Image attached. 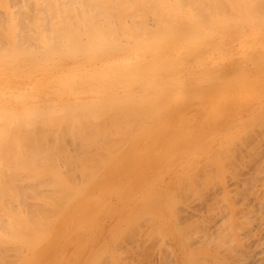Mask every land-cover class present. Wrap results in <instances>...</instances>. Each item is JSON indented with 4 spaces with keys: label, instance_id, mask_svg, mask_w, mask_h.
Masks as SVG:
<instances>
[{
    "label": "bare ground",
    "instance_id": "bare-ground-1",
    "mask_svg": "<svg viewBox=\"0 0 264 264\" xmlns=\"http://www.w3.org/2000/svg\"><path fill=\"white\" fill-rule=\"evenodd\" d=\"M203 22H206L207 24L209 23L208 25L217 29L216 31H219L220 34L221 31L227 33L228 31L226 30L232 29L234 24H235L234 27L238 26L237 29L239 28L242 29L243 25H249L252 27L251 29L254 30V33H256V31L260 29V28L258 29L256 28L264 24V0H0V264H4V262H6V260L4 259L5 256H3L4 254H6V252L10 253V255H16V254L20 255L25 250L28 251L32 244V240H31L32 236L36 235L34 233H37L42 228L41 226L43 223H44L43 225H45L51 222L50 218L56 214H58V216L56 217L57 219L55 218L56 220L53 223H51L53 225L47 228L48 231L46 232V234L44 236L42 234L38 235L39 237H37V243H34V246L37 247V249H44L45 247L47 248L49 240L59 230V228L62 227V225L71 222L75 216L78 217L84 216L83 213L90 210V213L86 215V217L84 218L85 220L83 221H90L91 219H93L96 216V214L93 212L91 208L87 209V207L89 206V199H92L95 196V194L92 193L89 195V193L92 192L93 190L98 191L99 197L109 193L114 195H117L119 193L118 195L120 194L123 195V193H121L120 191H118L117 194H115V180H116L115 159H118L115 158V156L117 157L119 150V149L117 150L116 147H119L121 150V146H123V144H125V142L128 141V139L125 138L127 136H124L125 140H122V142L124 141L123 144L120 143L121 140L119 141V139L120 138L122 139L124 132H127V134L125 133V135L128 134L131 135V136L128 135L129 136L128 138L130 140L136 137L135 133L133 132L134 131L133 129L138 128L139 130H136V134H140L141 133L140 131H142L141 129H143L145 126H148V123L151 121V119H153V117L151 116L154 115H155L154 117L156 116L159 117L157 118L158 122L155 123L156 125L158 124L160 125V123H162L160 127L164 124L167 125L168 123L166 122L168 119V117L166 119L167 114L162 112L160 113H162L163 115H159L160 113L158 114L160 110L163 111L161 108L165 109V106L166 108L169 107L171 109L170 112L173 113L172 111L177 110L179 106L183 104V101L179 100L178 98L179 96L176 95L177 94L176 92L173 93H176L174 94L177 96L175 98H177L176 100L177 101L179 100L180 102L174 104L175 102H177L174 101L173 103L174 105L171 104L173 102L171 100L173 99L175 100V98L171 96L173 95V93H169L168 91L167 94L166 93L167 91L165 92V90H163V88H165L166 84L169 83L171 79H176L175 82L177 86H174L175 88L172 86V88L176 89L178 87V94L180 93L183 94V91L185 92V88H183L182 86L183 81H181L183 75L177 73L179 67H176L177 69L173 66L171 67V69L175 68V70L177 71L174 74L173 71L169 70L170 72H168L166 67H163V71L160 74H158V76L160 75V77L158 76L155 77L156 75L155 73L158 72L156 70L157 69L156 66L159 67V65L163 64V62L165 63L166 61L168 62L169 60L171 61L173 60L174 62L175 60L177 61L176 54L178 55L177 58H179V55H181V53L184 52L182 45L187 46L186 44L188 43L195 44V41H197V39L198 40L200 39L199 41H202L201 43L203 42L204 43L201 44L196 42V44H200L199 47H196L199 51L200 47H203V45L208 44L211 38L210 39L209 37L208 39L205 37L200 38L199 37L200 34L198 33L201 32H197L199 36L196 37L194 33L195 32L194 30H196L197 28V24H202ZM183 23L185 25H181ZM186 26H191V27L187 29ZM150 29L156 30L157 33H158L157 30L160 31L164 30L165 32L160 37L162 31L161 32L159 31L160 33H158V35L159 34L160 35L157 36V33L151 30L154 32L153 33L154 38H152L154 40L149 41V38H151V34H152ZM180 30L182 31L180 32ZM183 30H186L187 32L192 31L194 34L192 35L190 34L192 36L190 39H194V40L190 41L189 39L190 36L189 37L187 36L189 34L186 35V33L183 32ZM226 35L227 34H225V36ZM230 37H232L231 41H238V42H241L243 40L247 41L245 37V33H243V31L235 36H230ZM212 38L214 37L212 36ZM216 40H218V38H216ZM136 42L139 43L135 44ZM211 44L212 42L210 43V45ZM194 47H192L193 49L191 48L192 51L197 50ZM243 48H244L243 52L245 53L246 48L245 47ZM251 48H249V50ZM255 49L257 50L258 48L256 47ZM247 50L246 53L248 52ZM200 51H202V49ZM194 52L192 53L190 52L192 55H190V53L188 52L189 53L188 58L190 56V59L186 58V60H191L192 59L191 56H193V54L196 53ZM223 52H225V49ZM252 56L254 55L252 54ZM252 56H250V59H252ZM171 61L170 63H173ZM207 62L208 61H206L205 63ZM176 64L179 65L178 62ZM195 66L193 69L194 72L196 71L197 73V70H195ZM215 66H217V64ZM202 67L205 66H201L200 68H198V70L199 69L202 70ZM226 67H222V68H226ZM217 68L218 67H216L215 70H217ZM248 68H244L243 70L245 69H247L248 71L252 70L250 66ZM261 68L262 67L258 69L261 70ZM258 69L256 68L257 71L254 73L253 71L249 72L250 74L252 73L254 74L253 76L250 75L252 78L247 75L248 72L246 70L245 71L247 73L245 74L247 76H244L243 79L240 78L239 74L241 75V73L244 72H241V70H239L240 71L239 73L236 72V74L238 73L239 76L237 79L239 87H242L243 85L245 86V88L250 87L248 86L249 85L248 82H251L252 84L254 83L255 88L259 90L260 89L259 86L256 87L259 84L257 80L260 79L259 77L256 76ZM179 70H181V68H179ZM206 70H204V72ZM228 72L229 71H227V73ZM220 73L221 72L217 74L219 76L216 75L218 78H220L221 76ZM204 74H206V72ZM192 76H194V74ZM192 76L190 77L193 79ZM211 76L213 77V75ZM255 76H256L255 80L247 82V79L252 80L255 78ZM261 76H263V73ZM200 77L197 78L200 79ZM233 78L236 79L235 77ZM239 78L242 79L241 85ZM224 79L220 80L221 82L219 81L220 84L223 82L225 83V81L226 83H229V81L227 82L226 79L224 81ZM157 80H159L160 82L158 84H155L154 82ZM189 81L190 82L194 81L195 83V79ZM189 81L184 80V82L186 83ZM219 82L216 83V81L215 82L210 81V84L214 83V84H218L219 86ZM199 84L201 83L199 82ZM203 84L205 83H202L201 85ZM196 85L195 87L193 86L194 89L192 88V85H190L191 89L189 88L190 90H188L187 93H185V95L188 94L187 95L188 101H190L189 99L194 100L196 97L198 98V96L204 94V93H200V94L196 93V95H198L196 96L194 93L195 91L198 90L197 87H201L199 88L201 90L209 86L205 84V86L203 85L204 88H202L203 86L197 85L196 87ZM210 86L209 88H214V90L218 89L216 88L217 85L216 87L215 85L214 87L212 86L210 87ZM220 86L223 87V84H221ZM252 86L253 85H251V87ZM226 87L228 88L229 86ZM231 88H235V86L232 85ZM220 89L222 90V88ZM251 89L252 88H250V90ZM179 90H181L182 92H179ZM200 90H198L197 92L199 93L202 91ZM229 90L230 88H228L226 91ZM250 90L248 89L247 91L250 92ZM161 91L164 92L163 94L164 98L161 97L162 94L159 98V94L162 93ZM204 91L206 90L204 89ZM226 91L224 92L225 95L221 93L219 94L218 92L215 93L216 96L210 91H207L209 95L212 96L213 94L215 96L214 97L215 100L213 98L212 101L210 102V105L207 104L208 101L211 100V99L209 100L208 97L204 99L203 96L202 100L200 99L195 101L192 100L193 103L195 102L193 106H191L193 107V112L187 110V112L189 111L192 116L188 117V115H186L187 114L186 111L183 110L182 112L181 110L179 112L177 111L179 115L180 113L182 114L184 112L183 114L184 116L182 117L180 116L181 119L179 120L180 123L183 117H184L183 120L187 119L188 122H190L193 119L192 122H190L191 125L188 124L186 120L185 122L187 124L186 123L182 124V127L186 128L185 131L183 132V135L181 132V135L184 136V138L192 137V136L194 137L198 135L199 133L198 130H196L197 132L194 131L195 135H193L192 132L193 129L192 131L189 129L190 128L189 126H192L193 124H194L193 126L204 127V128H206L205 126H208L210 128H213V130L215 129V132L222 133L223 129H225L224 127L226 124L223 125L224 127L223 126L221 127L222 129L220 128L222 131L218 128V124H221L219 123L220 121L219 114L221 115V113H227L230 119L231 118L232 119L235 118L234 120L238 119V118L236 119L237 116L235 115L236 114L240 115L241 113V111L237 112L238 109L240 110V107L242 105L241 100L246 98L249 99L247 97L249 96L248 95L249 92L244 93L246 89L244 92L242 90L238 91L247 95L245 98L243 96H241L243 98H240L233 93V89L229 91L230 93H227ZM258 92H260V90ZM190 93L192 96L190 95ZM242 93H239V95ZM150 94L155 95L156 98L154 99V96H152L153 98L152 100L151 96H149ZM182 94L180 95L182 96ZM169 95L172 99H170ZM193 96H195V98ZM167 97L169 99H167ZM161 98H163L164 100L163 99L162 100L165 102H161V104L156 105L157 104L156 102L159 103L160 101H162ZM183 98L186 99V96H184ZM251 98L252 97H250V99ZM156 99H160V101ZM168 100H170L171 102L170 103L171 105L169 104L170 106L168 105L169 103ZM188 101L184 100V102H188ZM250 101H252V99ZM192 102L190 101V103ZM150 103L153 105V106L151 105L152 108H156L154 109L156 112L148 108ZM190 103L189 102L186 103L185 106L187 107V105ZM257 103L255 102V104ZM171 106L173 107L171 108ZM186 107H184L185 110ZM248 108L246 109L248 111H251L250 108L253 109L252 106L249 109ZM254 108H256L254 110H257L258 105L257 107L255 106ZM149 109L153 112L151 113ZM168 109H165V112ZM147 110L151 114L146 113L145 111ZM141 112L142 115L150 114V116L148 117L147 115H143V116L141 115L142 117L146 116L145 118L147 120L144 122L142 121L144 124L143 126L139 125L141 127L140 128L138 124L142 123L141 120H143L140 116ZM259 112L261 113V111L258 110L257 113ZM171 113L169 116L172 117L173 114ZM260 113L258 115L254 114V117L258 116L257 118H259V119L256 118L258 123H261L262 118L264 117V114H262L263 115L262 117ZM250 114L253 117V114L251 112ZM250 114H248V116ZM173 118H178V117L174 116ZM248 118L250 119L251 116ZM248 118L246 119L243 116V118L241 119L240 117V119L243 122L245 120L248 121ZM233 121L229 120L228 123L226 122L227 126L225 130L228 129L227 128L228 124L230 126V122H232V124L238 123L237 122L238 120L235 122ZM252 121H254V123L257 122L255 118L254 119L252 118L251 123H249L248 121L249 123L248 126L251 127L254 125L255 127L254 128L252 127L253 128L252 131H254V129L258 131L259 130L258 127L260 125L256 126L257 124H254ZM132 122L134 124V128L132 127L133 125H131ZM170 122H172V119ZM153 123L154 122H152L150 126H152ZM241 123L238 124V127L243 125L245 122L242 124ZM119 124L121 126L119 127V129L122 128L123 124H125L124 126L126 125L128 126V124H130L132 128L130 126L128 127L133 131L131 130L132 132L130 131V133H128L129 128L127 129L126 126V128L124 129H127L128 131H122L123 135H121L120 138L115 139V137H117L118 135L117 134L115 136V130L116 133H118V128L116 129V125L119 126ZM156 125L152 126V128L154 129L155 127L157 128ZM248 126L246 128L248 129L249 132L246 135H249L251 132V128ZM154 129H152V131H150L151 129L145 131L146 134L145 133L141 134V136L142 135L143 136L142 137L140 136V138L138 137L136 140H134L135 143L133 144L135 145L136 143H138V140L139 142H143L144 141L143 139H145V141H147L146 143L143 144V146L145 147V145L148 142L154 141L155 140L154 138L156 137L154 136L155 135ZM148 131H150V133ZM228 132L229 131L227 130V133ZM131 133L132 134L134 133L135 136L132 135ZM254 133L257 134V132ZM119 134H121V132ZM207 134L205 137L202 136L203 138L201 137V140H198L197 142H201V141L203 142V140L207 138ZM210 134H212L211 131ZM243 134L242 135L245 136V133ZM216 135H218V133ZM224 135L221 136L223 137ZM227 135H229V137H233L234 135L236 136V133L233 135L229 133ZM252 135L254 134L252 133ZM221 136L219 135L218 138ZM167 137H168L167 135L164 136L165 139H167ZM170 138H168V140ZM178 138L175 141L179 142L181 139L182 141L184 140L183 138L181 139ZM210 138L212 137L209 136V139ZM165 139L161 141L163 143V146H159L160 148L163 147V149L159 148L158 152L162 153L164 151V147L165 148L167 147V145L165 144H168L166 143L168 142V140L164 143ZM242 139L245 141L243 137ZM115 140H118V143H120L118 146H115L116 145ZM173 141L174 138L172 142ZM175 141L173 143L171 142L174 146H175ZM244 141L243 144L246 143L247 140L245 142ZM255 141L256 140H254L253 142ZM197 142L193 145L196 146V144H199L200 146V143ZM247 143L246 145H248ZM256 143L257 141L255 142V146H257ZM156 144L158 143L156 142ZM172 144L170 145L169 143L168 146L172 147ZM250 144L252 143L250 142ZM203 145L205 146V144ZM253 145H251L248 150H250L249 152L250 154L253 153L254 155V151L256 149H253L252 150L253 152L251 151ZM184 146L185 145H183V147ZM195 146H193V148H191L190 151H192ZM202 146L201 147L196 146V147L200 148L199 150H201L203 148ZM232 146L229 147L232 148ZM240 147L243 148V145L242 146L240 145ZM122 148H124V146ZM128 148L130 149V146ZM133 148H135V146ZM175 148L178 149L177 147ZM126 149L123 150L126 152ZM257 149L259 150V148ZM123 150L122 153H124ZM140 150L141 149H138L137 151ZM174 150L172 149L171 151L173 152ZM234 150L236 149L234 148ZM171 151L169 152V155L171 154ZM245 151L247 150H244V152ZM176 152L178 151H175V153L173 152V154H176ZM115 153L117 155H115ZM147 153L148 150L147 152L143 153V155L145 154L147 155ZM161 153H158V155H160ZM140 154H142V152ZM226 154L227 156L231 155V154L228 155V153ZM167 155L166 156L163 155L160 160H162V158L169 156ZM253 155H251V157ZM173 156L174 155H172L171 158L168 157V159H172ZM185 156H186L185 158L187 159V156L189 155L186 154ZM142 158L144 157L142 156ZM186 159L184 160L186 161ZM227 161H229L228 157H227ZM131 162H134L135 165L133 163L128 162V166L126 167L127 168L130 166L131 167L125 169L131 170V168H133L134 170L132 169L131 172L129 173L126 171L127 174L130 175L131 173V175L135 174L137 176L138 173H140V170L144 171L141 167L146 166V164L145 165L140 164L138 168L137 165L140 163L138 158L132 159ZM210 162L211 161H209L208 163ZM224 162L226 161L224 160ZM241 162L243 161L241 160ZM165 163L166 162H164L162 166L161 164L158 165L161 166L162 168L165 165ZM132 165L135 167H133ZM224 165H226V163ZM182 166L185 165L183 164ZM225 168L227 167L225 166L224 169ZM135 169H139V172L138 171L136 172ZM163 171L164 170L161 169L160 173H162ZM189 171L190 169L188 170V172ZM145 172L148 173L149 171L147 170ZM123 173H125V171ZM190 173L192 177L193 172L190 171ZM198 174L201 175V173ZM198 174L195 175L196 180L198 179L197 178ZM210 174L211 173H209L208 176H210L212 179L213 175ZM232 174L234 175V173ZM189 175H187V177ZM136 176L134 177L136 178ZM124 177L126 178V176H123L122 178ZM150 177L151 175L148 176L147 180L150 179ZM202 177L200 178L202 179ZM193 178L195 179L194 176ZM206 178L208 179V177ZM108 179H109V183L106 184L105 182ZM190 179L192 180V178ZM147 180L146 182H148ZM179 180L181 179L179 178ZM123 181L124 180H122V182ZM194 182L196 181H193L192 183ZM158 192L159 191H157V193ZM151 193H149V196ZM146 196L145 199L146 198L148 199V197ZM157 196H156V200L162 199V197H159L158 199ZM121 198L119 200H121ZM147 199L143 202H146ZM173 201L171 200L172 203ZM177 202H179V200ZM147 204L150 207L151 206L150 204H152V202L148 201ZM61 207H63V210L60 209ZM132 210L135 209L133 208L130 211ZM138 212H140L139 214L142 213L139 210L136 211L137 213V214L135 213L136 217L138 215ZM227 214L229 213L227 212ZM133 216H130L129 218L131 217L135 218ZM227 223L228 222H226V224ZM239 224H241V222ZM224 227H222L221 230L224 231L223 229ZM35 230L38 231L34 232ZM215 234H219L218 231ZM224 243L227 244L228 242H224ZM213 244H215V242ZM220 246L218 245V247ZM255 258H257V256ZM259 259L262 258L259 257ZM253 261H256L257 263L258 260L257 259L252 260L249 261L248 263L249 264L250 262L253 263ZM259 262L262 261L259 260ZM6 263L9 264L8 262Z\"/></svg>",
    "mask_w": 264,
    "mask_h": 264
},
{
    "label": "rangeland",
    "instance_id": "rangeland-1",
    "mask_svg": "<svg viewBox=\"0 0 264 264\" xmlns=\"http://www.w3.org/2000/svg\"><path fill=\"white\" fill-rule=\"evenodd\" d=\"M208 24L206 22H203L202 24H197V28H196V30H194L196 37H198L199 36L198 34H200V36H199L200 38H202V37H205L207 39H208V37H209V39L211 38L210 41L208 40L209 41L208 44H205V45H203V47H200L199 51L196 47H199L200 44H196V42L201 43L202 41H199L200 39L199 40L197 39V41H195V44L188 43L189 45L186 44L187 46L182 45L184 52H182L181 55H179V58H177L178 55L176 54L177 61L175 60L176 63L178 62V64L179 65L181 64L182 66L177 65L173 60L172 61L169 60L168 62L166 61L165 63L163 62V64L159 65V67L156 66V68H157L156 70L158 72L155 73L156 74L155 77H157L158 74H160L163 71V67H166L168 72H170L169 70H171V71H173V74L177 71H178L177 73L182 74L183 77L181 78V81H183V82H184V80L185 81H189V80L192 81L193 79H195V83L197 85L199 84V82L201 84L205 83V84L209 85L210 81L211 82L216 81V83H217L220 80L225 78L227 80V82L229 81V83H226L225 79H224V81L227 85L223 82V83H221V84H223V87L220 86L221 81L219 82V86H218V84L212 83L215 85V87L217 85L216 88H218V89L215 88L216 90H214V88H209L210 85L212 87H214V85H212V84L207 86L206 87L207 89L204 88L205 84H203L204 86L199 84L198 86H203L202 88H204L206 90V91H204V89H201L202 90L201 91L199 89L201 87H197V85L194 83V81H192V82L189 81L187 83L182 82L183 85L182 84L181 85L183 86V88H185V92L183 91V94L180 93V94H182V96H181L180 94H178V87L176 89H174L175 88L174 86H177V84L175 82L176 79H171L170 82L166 84L165 88H163V90H165V92L167 91L166 92L167 94H168V91H169V93L176 92L177 94L173 93V95L174 94L178 95L179 100L183 101L184 105L181 103L182 105L179 106V108L177 110L172 111L173 113L170 112L171 109L169 107L166 108V106H165V109L169 108L166 112H165L164 108H161L164 112L160 110L158 112V114L160 112L167 114V116H166V119L168 117V119L166 121V122H168L167 125L164 124L161 127H160V125L162 123H160V125L158 124L159 126L156 125L155 123L158 122L157 118H159V117H157V116L154 117L155 115L151 116V117H153V119L156 118V119H154L155 121L153 119H151V121L154 122L153 124L156 125L157 128L156 127H155V129L152 128V126H154V125L152 124V126H150V124L152 123L150 121L148 123V126H145L143 129H141L142 131H140L141 132L140 134H136V130H139L138 128L133 129L134 131L132 129H130L128 127V126H130V124H128V126L126 125L127 129L129 128V131L127 129H124V128H126V126H124L125 124H123V126H122L123 129L120 128L121 130L119 129V127H121L120 124H119V126L116 125V129L118 128V133H116V130H115V136L117 134L118 135H117V137H115V139L116 138L118 139L121 137V135H123L122 131H128V133H130V131L132 130L136 135V137H134L135 136L134 133L133 134L131 133L132 135H134L133 136L134 138L130 140L128 138L129 137L128 135H130V134L125 135V133L127 134V132H124L122 139L120 138L119 141L121 140L120 143L123 144L124 141L122 142V140H125V138H126V139H128L129 143H128V141H126L125 144H123L124 148H122L123 146H121L122 145L121 144L120 145L121 150L119 147H116L117 150L118 149L120 150V151L118 150V155H120V156H118L115 153V155H117V157L115 156V158H118V159H115V179H116L115 180V194H117V192L120 191L121 193H123V195L120 194V195H122V196H120V195H118L119 194L118 193L117 194L118 198H117V195L109 193V194H104L101 197H99L98 191L93 190L92 192L89 193V195L92 193V194H95V196L92 199L88 198L89 199V206L87 207V209L91 208L93 210V212L96 214V216L93 219H91L90 221H83V220H85L84 218L86 217V215H88L90 213V210L83 213L84 216H80V217L75 216L71 222L62 225V227L59 228V230L49 240L47 248L45 247L44 249H37V247L34 246V243H37V237H39L38 235L42 234L44 236L46 234V232L48 231L47 228L51 227L53 225L51 223H53L57 219L56 217L58 216V214H56L50 218L51 222L47 223V221H46L47 224L43 225L44 224L43 223L41 226L42 228L39 231L37 230L38 232L36 230L34 231L37 233H34L36 235L33 234L35 236V238H34V236H32V239H31L32 244H31V247L29 248L28 251L25 250L20 255H18V254L10 255V253L6 252V254H8V255H6V254L3 255V256H5L4 259L6 260V262H8L9 264H197V263L198 264H231V263L232 264H249L248 263L249 261L257 259L258 260L257 263H256V261H253V263L250 262V264H259V263L264 264V260H262V259H264L263 258L264 257V234H263L264 233V205H263V203H264L263 202L264 201V117L262 115V114H264L263 113L264 112V101H263L264 100V98H263L264 97V57H263L264 56V49H263L264 48V33H263L264 32L263 31L264 30V24L261 26H258L256 28V29L260 28L258 31H256V33H254V30H252L251 29L252 27L249 25H243L242 29H240V28L237 29L238 26L234 27L235 26V24H234L232 27L233 30L226 28L227 30L226 29L225 30L228 32L225 33L223 31H221V34L219 31H216L217 29H215L214 27H212ZM181 25H185V24L183 23ZM186 27H187V29H189L191 26H186ZM244 27H246V28H244ZM212 28H213V30H212ZM151 30H153V31H155V33H157L156 30L150 29V31ZM169 30H170V27H169ZM153 31H151L152 34L150 33L151 38H149V41L154 40V39H152V38H154V34H153L154 32ZM157 31H158V33H160L162 31L161 35L159 34L160 37L165 32L164 30H161V31L157 30ZM181 31L182 30H180V32ZM242 31H243V33H245V37H246L247 41H245V40H243L241 42L231 41L232 37H230V36H235ZM183 32H185L186 35L189 34V35H187L188 37L190 36L189 39L192 37L191 35L194 34L192 31L187 32L186 30H183ZM197 32H201V33L197 34ZM158 33H157V36H159ZM218 33H219L220 37L218 36ZM145 34H147V33H145ZM225 34H227V35L225 36ZM147 35H149V34H147ZM152 35H153V37H152ZM212 36L215 39L212 38ZM260 37H262V38H260ZM216 38H218V40H216ZM222 38L224 39V41ZM192 40H194V39H190V41H192ZM211 42H212V44L210 45ZM221 42H222V44H221ZM138 43L139 42H136L135 44H138ZM203 43H201V44H203ZM205 43H207V42H205ZM245 43H246V45H245ZM192 44H193V46H192ZM190 45L192 47L195 46L194 48H196L197 50H194V51L196 53L194 51H192L193 48ZM235 45H237V46H235ZM243 47L246 48L245 53L243 52L244 51ZM256 47L258 48L257 50L255 49ZM247 48H248V50H247ZM249 48H251V49L249 50ZM201 49H202V51H200ZM224 49H225V52H223ZM241 50H242V52H241ZM246 50L248 51L247 52L248 54L246 53ZM188 52L189 53L190 52L195 53V54H193V56H191V58H192L191 60H186V58L190 59V56L188 58V55H189ZM191 53H190V55H192ZM199 53H200V56H199ZM216 53H218V54H216ZM239 53H240V55H239ZM256 53H257V55H256ZM252 54L255 57L256 56L257 57L255 58L254 56H252ZM247 55H249V56H247ZM185 56H187V57H185ZM250 56H252V59H250ZM198 57H199V59H198ZM205 60L208 62L205 63L206 62ZM244 60H245V62H244ZM170 61L173 63H170ZM241 61H243V62H241ZM221 62H222V64H221ZM216 64H217V66H215ZM248 65L250 66V68H252V70L250 69L251 71H248L249 70ZM172 66L175 68L179 67V68H181V70H179V68L177 71L175 70V68H172L173 69L172 70L171 69ZM194 66H195V70H197V73H196V71L194 72V69H193ZM201 66H205V67H202L203 71L201 69L198 70V68H200ZM216 67H218L217 70H215ZM222 67H226V68H222ZM260 67H262L261 70L258 69ZM235 68H237V69H235ZM244 68H248V70L245 69L248 73L252 72V71L254 73L257 71L256 68L258 69L259 73L258 72L257 73L259 76L257 75V73H256V76L260 78L259 79L260 81L257 80L259 82V84L256 87L259 86L260 92H258L259 90L257 88H255L254 83L252 84L251 82H248V81L255 80L256 76L252 80L247 79V82L249 83L248 86H250L247 88L249 90H250V88H252L250 90V92L247 91L248 89L245 88V86L243 84H242L243 85L242 87H239V84L237 82L238 81L237 79L239 76H240V78L243 79L244 76H247V75L253 76L254 75L253 73L248 74L245 70H243ZM189 69L191 71L192 70L193 71L191 72ZM204 70H206L205 71L206 74H204L205 73ZM226 70L229 72L227 73ZM232 70H234V71H232ZM239 70H241V72H244V73H241V75L239 74V76H238V73L240 72ZM219 72H221L220 75L222 76V77L220 76V78L217 77V76H219V75H217ZM236 72H238V73L236 74ZM225 73H226V75H225ZM245 73H247V75ZM262 73H263V76H261ZM193 74H194V76H192ZM211 75H213V77ZM236 75H237V77H236ZM190 76H192L193 79ZM196 76L197 77L201 76L203 78L200 77V79H202V80H200ZM232 76L235 77L236 79H234ZM158 77H160V75ZM242 79L239 80L240 85H241ZM245 81H246V79H245ZM159 82L160 81L157 80L154 83L158 84ZM231 84L234 85L235 88H238V87L239 88L238 89L231 88L232 87ZM190 85H192V88H193V86L195 87V85H196L198 90L201 91L198 93L197 92L198 90L196 88L197 91H195V93H194L195 95H196V93L197 94H200V93L205 94V95L202 94L200 96L196 95V96H198V98L197 97L195 98V96H193L195 99L194 100L192 99V100L193 101L198 100V99L202 100L203 96H204V99H206L208 97L209 100L211 99L207 103L209 105H210V102L212 101V99L216 96L215 93L219 92V94L221 93V94L225 95L224 92L228 88H230V90L233 89V93L240 98H243V97L245 98L247 95H245L244 93L249 92L248 93L249 96H247L249 99L246 98L247 102H246V99L241 100L242 105L240 103V105H241L240 110L238 109V111H237V112L241 111L240 115H237L236 114L237 112L235 113L236 115L234 114L235 116H237L236 119L238 118L237 119L238 121L234 120L235 116L233 117L234 119L231 118L232 119L231 120L230 117L227 115V113H221V115L219 114V117H220L219 123H221V124H218L219 129L224 124H226V125H225V127L224 126L223 127L226 129V126H227V123L229 120L230 121L234 120L233 122L237 121L238 123H236V124L233 123L234 124L233 125L232 122H230V126L228 124V127H227L228 128L227 130L229 131L228 133H227V130H225V129H223V132L220 133V132H215V129L213 130V128H210L208 126H205L206 128H204V127L193 126L194 125L193 124L192 126H189L190 127L189 129L191 131L193 129V131H192L193 135H195L194 131L197 132L196 130H198V132H199L198 135L194 136V137L192 136V137L184 138V136H182V135H183V132L185 131L186 128L185 127L183 128L182 124H185L188 121H187V119H185L186 120V122H185V120H183V118H184L183 117L182 121L180 123L179 122V120H181L180 116L181 117L184 116L183 115L184 112L182 114L180 113V115L178 112L180 110L182 112V110H183V111H186L187 114L186 113L185 114L188 115V117L192 116L189 111L193 112V107H191V106H193V104L195 102L193 103L192 100L189 99L192 102V103H190V101H188V99H187L188 94L185 95V93H187V91L191 89ZM251 85H253V86L251 87ZM172 86L174 88H172ZM226 86H229V87L227 88ZM219 87L222 88V90ZM243 87L246 89V91ZM172 89H174V90H172ZM209 89H211V90H209ZM212 89H213V91H212ZM234 89H235V92H234ZM241 90L243 92L244 91L245 92L244 93L238 92ZM207 91H210L215 96L213 94H212V96L209 95L207 93ZM229 91H226V92L230 93ZM254 91L256 92V94ZM179 92H182V91L179 90ZM193 92H191V93H193ZM191 93H190V95H191ZM239 93H242V94L239 95ZM161 94H162V96H161ZM163 94H164V92L160 93L159 98H160V96L163 97ZM173 95H171L173 98L177 97L176 95H174V96ZM255 95H257V96H255ZM149 96H151V98H152V96H154V99L156 98L155 95H153V94H150ZM164 96H166V95H164ZM184 96H186V99L183 98ZM241 96H243V97H241ZM253 96H255V97H253ZM169 97H170V95H169ZM250 97H252L251 98L252 101H250L251 100ZM163 98H161V100ZM167 99H169V98L167 97ZM170 99H172V98L170 97ZM176 99L177 98H175V100L174 99L171 100V101H173L172 103L170 102V100H168L169 101L168 105L170 103L173 104L174 101H177ZM152 100H153V98H152ZM156 100L160 101V99H156ZM163 100L160 101L159 103L156 102L157 104L156 103L155 104L158 105V104H161V102H165ZM179 100L177 102H175L174 104L180 102ZM184 100L188 101L191 105L188 104L186 107L185 105L188 102H184ZM214 100H215V98H214ZM248 100L250 103L248 102ZM255 102L256 103L258 102L259 104L258 103L255 104ZM243 103H245V104H243ZM246 103H248V104H246ZM151 105L152 104L150 103L148 108H150L151 110L156 109V108H152ZM165 105H166V103H165ZM257 105H258L257 110H254V109H256L254 107L255 106L257 107ZM251 106L253 107V109L250 108ZM162 107H163V105H162ZM172 107L173 106H171V108ZM184 107H186V110ZM248 107L250 108L251 111L246 110ZM187 110H189V111L187 112ZM242 110H244V111H242ZM258 110L261 111V113L260 112L259 113L263 117L262 121L260 120L261 123H258V121H257V119H259V118H257L258 116L254 117V114H257V115L259 114V113H257ZM245 111H248L249 113L245 112ZM145 112L150 113L148 110ZM152 112L153 111H151V113ZM250 112L253 114V117L250 114ZM143 113H144V111H143ZM162 113H160L159 115H163ZM170 113L173 114L172 117L169 116ZM150 114L149 115L143 114V115H147L149 117ZM176 114H177V116H176ZM248 114H250V115L248 116ZM141 115H142V112H141L140 116ZM142 116H141V118L143 120H141V122L146 121L147 120L145 118L146 116H144V117H142ZM174 116L178 117V118H173ZM243 116L246 119L251 116L250 119L248 118L249 123H251L252 118L253 119L255 118V120L257 122L256 123H254V121H252V122L254 124H257L256 126L260 125L258 127L259 130L257 131L256 129H254V131H252V129L255 126L254 125L251 127L248 126L249 125L248 121H246L244 119L245 120L244 122L246 123L245 124L241 120L243 118ZM160 117H162V116H160ZM169 117H170V119H169ZM240 117H241V119H240ZM190 118H192V117H190ZM227 118H228V121H227ZM138 119H139V117H138ZM171 119H172V122H170ZM176 119H178V120H176ZM188 120H190V119H188ZM192 120L190 122H192ZM175 121H176V123H175ZM183 121H184V123H183ZM241 121L244 124L241 126L239 125L240 127H238V124H240ZM143 122L142 123L138 122V123H140V124H138V126L139 125L143 126V124H144ZM190 122H188V124H190ZM131 125H133L132 127L134 128L133 122ZM244 126H245V128L247 126L250 127L251 132L254 135H252L251 132L249 135H246L249 131L247 128H246L247 129L246 130L244 128ZM152 129H154V134H155L154 136H156L154 138L155 139L154 141H156L158 144H156V142L152 141V142H148L144 147L143 144L147 142V141H145V139H143L145 142L144 141L139 142V140H138V143H136L135 145L133 144V143H135L134 140H136L138 137L140 138L141 134L145 133V131H147V130L152 131ZM216 129H217V127H216ZM150 131H148V132L150 133ZM206 131H208V132H206ZM210 131L212 134H210ZM225 131H226V133H225ZM231 131H233V132H231ZM234 131L236 133V136L234 135L233 137H229V135H227L229 133L232 135L235 134ZM120 132H121V134H119ZM163 132H164V134H163ZM181 132H182V135H181ZM239 132H241L242 134L245 133V136H243L244 134L242 135ZM254 132H257V134ZM217 133H218V135H216ZM165 134L168 136L167 139H165L166 137L164 138V136H166ZM206 134H207L208 139L205 138V140H203V142L202 141L197 142L198 140H201L202 136L205 137ZM219 135L220 136L224 135V136L223 137L221 136L222 138L221 137L218 138ZM232 135H230V136H232ZM124 136H127V137L124 138ZM209 136H211L212 138L209 139ZM170 137H172V138H170ZM242 137L245 139V141L247 140L246 143L249 141L247 143L248 145L250 144V142L252 144H250L248 146V145H246V143H244L245 144V146H244V144H243L244 140L242 139ZM143 138H145V137H143ZM168 138H170L171 140L169 139L170 140L169 141ZM173 138H174V141L177 138L178 139L183 138L184 140L182 141V139H181L179 141L180 143L182 141L181 144L178 141H175V146H174L172 144L174 142V141L172 142ZM164 139H165L164 143L168 140V142H166V143H168V144L170 143V145L172 144V147L171 146L169 147L168 144H165V145H167V147L166 148L164 147V151L161 153V152H158V150L160 148L159 146H163V143L161 141H163ZM185 139H188V140H185ZM206 139H207V141H206ZM248 139H250V140L252 139L253 141L256 140L257 146H255L256 141L253 142L252 140L250 141ZM116 141L118 143V140H115V144H116L115 146H118L120 143L117 144ZM209 141H210V143H209ZM176 142H177V145H176ZM196 142L200 143V146H199V144H196V146H198V147H201L203 144H205V146L203 145L202 146L203 148L201 150H199L200 148L193 145ZM240 142H242V143H240ZM218 143L219 144L221 143V144L219 145ZM227 144H229V145H227ZM151 145H153V146H151ZM183 145H185V146L183 147ZM191 145L195 146L193 149L194 151L193 150L190 151L191 148H193V146H191ZM240 145L241 146L243 145V148L240 147ZM251 145H253L251 151L253 149H256L254 151V155H253V153L250 154L249 153L250 150H248ZM129 146H130V149L128 148ZM134 146H135V148H133ZM229 146H232V148H230ZM175 147H177L178 149H176ZM255 147L259 148V150ZM116 148H115V150H116ZM161 148L163 149V147H161ZM234 148L236 150H234ZM123 149L124 150L126 149V152ZM138 149H141V150L137 151ZM146 149L148 150V153H147V155L145 154L146 155V157H145V155H143V153L147 152ZM172 149L173 150L175 149L173 151L174 153H175V151H178V152H176V154H173V152L171 151ZM122 150L124 153H122ZM223 150H226V151H223ZM244 150H247L248 152L247 151L244 152ZM170 151H171V154L169 155ZM186 151H187V153H186ZM195 151H196V153H195ZM139 152L140 153L142 152V154H140ZM158 153H161V154L158 155ZM209 153L212 155H210ZM214 153H215V155H214ZM221 153H224V154H221ZM226 153H228V155L231 154V155H229L230 157L227 156ZM138 154L140 156L142 155L144 158H142V156L140 157ZM186 154L190 156V157L187 156V159L189 158L188 160L185 158ZM121 155H123V156H121ZM163 155H165V156L167 155L169 158H171L172 155H174V156L172 157V159H168V157L164 156L165 158H162V160L164 159L162 161L160 159ZM183 155H184V158H183ZM216 155H218V156H216ZM251 155H253V156L251 157ZM129 156H131V157H129ZM226 156L228 157L229 161H227ZM153 157H154V159H153ZM209 157L212 159H210ZM134 158L139 159L140 163L138 164L136 162L138 164L137 167L140 166V164H143V165L146 164V166L141 167L144 171L140 170V173H138L137 176L135 174L131 175V173H130V175L127 174V172L128 173L131 172V170L133 168H131V170L130 169L126 170V169L131 167L130 165H129L130 167H128V168L126 167V166H128V162L134 164V162H135L134 160H133L134 162H131V160ZM247 158H249V159H247ZM184 159H186V161ZM233 159L235 160V162ZM224 160L226 162H224ZM241 160L243 162H241ZM136 161H138V160H136ZM209 161H211V162L208 163ZM164 162H166V163L161 168V166L164 164ZM238 162H241V163H238ZM177 163H178V165H177ZM225 163H226V165H224ZM158 164L159 165L161 164V166H159ZM183 164L185 166H182ZM231 164L235 165V166L238 164L237 165L238 167L232 166ZM175 166H177V167H175ZM225 166L227 168L224 169ZM133 167H135V166H133ZM164 167H165V169H164ZM194 167H196V168H194ZM239 167H241V168H239ZM146 169L149 171L148 173L145 172V171H147ZM161 169L164 170L163 171L164 174H163V172L160 173ZM182 169H183V171H182ZM189 169L191 172H193L192 177H191L190 171L188 172ZM196 169H197V172H196ZM232 169H234V170H232ZM237 169H239V170H237ZM135 170H136V172L137 171L139 172V169H135ZM124 171L126 174L123 173ZM175 171L177 174L175 173ZM231 171H233V172H231ZM184 172H185V174H184ZM207 172H208V174H207ZM158 173H160V174H158ZM198 173H201V175ZM209 173H211L210 175H213L212 179L210 176H208ZM212 173H214V174H212ZM232 173H234V175ZM121 174H122V176H121ZM146 174H148V175H146ZM197 174H198V176H197L198 181L196 180V176H195ZM205 174H207V175H205ZM118 175H120V176H118ZM150 175H151L150 179L147 180L148 176H150ZM187 175H189V176L187 177ZM202 175H203V177H202ZM123 176H126V178L125 177H124L125 179L122 178ZM130 176H132V177H130ZM134 176H136V178ZM193 176L195 177V179L193 178ZM200 177H202L203 180ZM206 177H208V179ZM209 177H210V179H209ZM118 178L120 179V181ZM179 178L181 180H179ZM190 178H192V180ZM204 179H205V181H204ZM122 180H124V181L122 182ZM146 180L148 182H146ZM186 180H187V182H186ZM193 181H196V182L192 183ZM212 182H214V183H212ZM105 183L106 184L109 183V179ZM188 183L192 184V185H189ZM159 189H161V190H159ZM157 191H159V192L157 193ZM148 192L149 193L152 192L151 193L152 195L150 194V196H149ZM130 193H131V195H130ZM86 196H87V194H86ZM145 196L148 197V199L146 198L147 201L143 202L146 200ZM156 196L158 197V199H159V197H162V199L156 200ZM120 198H121V200H119ZM169 198H171V199H169ZM171 200L172 201L174 200L175 204H174V201L172 203ZM178 200H179V202H177ZM148 201L152 202V204H150L151 205L150 207L147 204ZM221 202L223 203V206H222ZM232 202H234V203H232ZM172 204H173V206H172ZM258 205H260V206H258ZM133 208L135 210L130 211ZM179 208H180V210H179ZM60 209L63 210V207H61ZM138 210L141 211L142 213L139 214L140 212H138V215L136 217L135 213ZM131 212H133V213H131ZM227 212L229 214H227ZM238 215H239V217H238ZM258 215H260V216H258ZM130 216H133L135 218H132V217L129 218ZM247 216H249V217H247ZM127 218H129V219H127ZM260 218H261V220H260ZM257 219H258V221H257ZM244 220L245 221L247 220L246 221L247 223ZM226 222H228V223L226 224ZM240 222H241V224H239ZM242 222H243V224H242ZM222 227H224L223 228L224 231L221 230ZM217 231L219 234H215V233H217ZM195 234H197V235H195ZM210 235H211V237H210ZM217 235H220V236H217ZM212 236H214V237H212ZM198 237H200V238H198ZM209 238H211V239H209ZM199 242L201 243V245ZM214 242H215V244H213ZM222 242L223 243L228 242V243L223 244ZM259 242H261V243H259ZM198 243H199V245H198ZM217 244L219 246L220 245L221 246L218 247ZM260 249H262L263 251ZM256 256H257V258H255ZM259 257H261L262 259H259ZM194 259H195V261H194ZM259 260H261L262 262H259ZM6 262H4V264H7Z\"/></svg>",
    "mask_w": 264,
    "mask_h": 264
}]
</instances>
